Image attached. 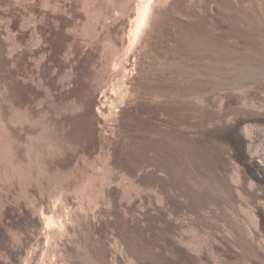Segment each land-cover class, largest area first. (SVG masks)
Listing matches in <instances>:
<instances>
[{
  "label": "rangeland",
  "instance_id": "374dc122",
  "mask_svg": "<svg viewBox=\"0 0 264 264\" xmlns=\"http://www.w3.org/2000/svg\"><path fill=\"white\" fill-rule=\"evenodd\" d=\"M19 1H18L19 5H21L20 3L23 4L22 7H24L25 4L28 5L27 3H30V0H28V1L27 0H21L20 2ZM38 1L40 2V0H34V2H35L34 5H36L35 8H38V5H39ZM53 1H55V0H53ZM53 1H51V2H53ZM56 1L58 3V7H60V6L61 7L59 9H57V13H55V14L50 13L49 14L50 18H48V19H49V21L51 19L50 22H52V23H53V20H52L53 18H58L60 21L61 34H62V35L60 34L61 38H62L61 43L63 44L62 45L63 46L62 52L64 51L63 53H67V52H65V50L67 49L69 44L73 43V40L75 42L73 44L75 46H77L76 47L77 53H78L77 54L78 55V60H77L78 63L77 64H78V69H79L78 81L80 83V84H78L79 86L77 89L78 99L80 97V99H79V102H80L79 110L80 111L78 110V112H77V116H76L77 120L72 119V117L69 113L70 110L69 111L65 110L66 106H68V107L70 106V101H69L70 97L69 96H67V98H66V96H64L65 98L62 97V99L60 97L59 101H58V99H56V101H58V102H60L62 100L60 102L61 104L58 103L59 104L58 105V104H56V101H55L54 103L57 106H55L54 104L53 105L55 107V110H57L58 107H61V110H63V111L65 110V112H63V113H65L64 114L65 118L67 116H69L66 119L73 120V122L76 121V122H74L75 125H74V123L73 124L71 123L70 128H68L69 126L64 127L65 131H62V133H63L64 137H66L67 134L69 137L76 135V137L78 138L79 150H80V152H82L80 154L81 155L83 154V155H82V157L80 156L81 158L79 157L80 160L78 159V165L79 166L77 167L78 170H76L74 175L71 176V175H69V173L67 174V172L70 171L69 169H71V167H70V165H68V163H65V164L62 163L61 164V168H62V169H60L61 171L58 172V170H57V172H56V171L52 170L53 172H50L53 175V177L51 175V178H53L54 181L52 180L51 183L49 184L50 181L48 182L47 180H45V181H47L46 183L44 182L45 187H48L47 189L49 190V195H48V193H46L45 195H47V197L46 196L43 197L44 198L43 200H45V201L50 200L51 201L53 199V197L48 198V196L51 197L53 193H54V195L57 194V192L59 191L58 189H60L57 187L63 182L62 184L65 187L64 189H67V190H64V192L67 193V196L65 195V193H64V195H65V197H67L68 201L70 200L69 203L71 204L70 206L72 208L78 206L77 203H79L81 201L80 204H85L84 208H86L88 206L87 210H86L87 212H89L88 209L90 207H92L93 210L90 208V211H91L90 213H91V215L93 213L95 214L94 217L97 218L96 220L98 222H101V220L106 222V221H108V219L112 215L111 221L109 223L108 222H106L104 224L102 223V226H101L102 236H105L106 239L110 238L109 239V240H111L110 242H112L116 238V237L114 238V236H116L115 234L118 235V232L121 229H123V227H124L123 225H118V223H119L117 221L118 218H122L125 216V221L129 222V223L133 222L134 220H136L138 218L139 221L142 222L141 223L142 225L140 226L142 228L141 232H140L141 234H140V238L138 239V240H140L138 242L142 246L141 247L138 244L141 248V249L139 248V251L142 253H140L138 251V255L141 257L140 258L137 255L140 259V260L138 259L139 260L138 264H174V263L176 264L177 259H179V258L177 256H175L174 248L178 244H181V241L184 240L181 244L182 246L179 245V247L181 246L180 248H184V246L187 247V245H184V244L186 242L187 243L190 242L191 245L196 244V246H198L199 248L204 249L210 243H212L211 242L212 240H215L216 238H217V240H219L221 237H223V235H225L224 231H226V230L232 231L233 233L235 232V234L237 235V236L236 235L235 236L236 237L240 236L239 239H241V242H242V238L244 240V237H245V235H244L245 233H243V232H246V230H251V228H252V224L250 225V223H249V222H251L250 218H249L250 214H248V213L252 212V209L254 208V202H253L252 198L249 197V195L245 192H242V195H241V193L235 194V193H231L230 191H228L229 190L228 186L231 185V183H228L230 181L227 179V176H228V174L230 175V173H232V171L234 169L233 168L234 165L232 164L231 160L227 158L228 156L226 155L228 143L225 140L220 139L218 137V133H217L218 130H220L222 128V123H221L222 119L229 116V114H231V112L233 115H235L234 113L236 111H238V108L236 109V106H238V104H236L238 102V100L237 101L236 100L230 101V100L226 99L227 102L225 100V102H224L225 104H224V106H222L223 109L222 108L221 109L222 110L227 109L229 113L227 112V110H225L226 113L224 115V111L223 112L221 111L222 113H220L219 111L221 109L219 110V108H218V110H217L215 108V107H219L218 102H214L216 105L218 104L217 106H215L214 103H212V104H214V106L212 104H208V103L205 104V102L203 103L202 101H198V99L200 100V98H198L196 95L198 93L200 94V92L202 91L203 92L202 94L205 93L204 96L207 95L206 97H204V99L209 98V100H211V99L213 100V98L216 95L218 96L219 94L223 95V96H224V94L226 96H228V95L230 96V94H233V93H230V92L228 93L229 89H225V90L220 91V90H218L219 89L218 86L229 85L231 83H232L231 85H233L235 83L236 86H238L237 83L238 84L240 82L242 83V81L240 79L241 77H240V75H238V73L236 71V65H234L235 64V62L233 61L234 58L230 57V59H227L225 57L226 52L227 51L232 52L233 49L231 48L230 50H228L229 47L226 46V44L223 45V41H225V38H223L224 35L219 30L218 26L220 23H222V21L224 20L225 17L228 20V22L231 23V25L234 24L233 22L241 23L243 21L242 23H246L245 25H248V23L250 24L251 22H254V20L257 22V18L255 17V15L257 16V14H259V12L257 13L255 11H258V10L261 11V9L264 8V5H263L264 0L262 1L263 2L262 4L260 3L261 2L260 0L252 1L254 3H252L250 0H240V3H239V0L238 1L237 0H227L228 2L226 1L225 3H224L225 0H129V2H127L128 0H56ZM141 1L149 2L152 4V7L154 8L152 13L154 12L156 14L155 15L153 13L154 19L152 18V20H155V22H151L153 25L150 24L151 25L149 27L150 30L146 31L147 34L144 33L142 36L140 35L133 40L131 37L132 34L130 33V24H131V21L133 19L132 18L133 13L135 12L137 5ZM250 2L252 4H254L255 6L252 5ZM18 3L17 4L15 3L14 8H15V10L18 9L20 11L21 6H19ZM60 3H61V5H60ZM232 3H234V4H232ZM237 3H238V5H237ZM246 3L247 4L250 3V4L247 5ZM16 5H18V6H16ZM122 6H123V8H122ZM222 7H224V8H222ZM252 7H254V9ZM256 7H257V9H256ZM259 7H261V8H259ZM152 13L150 16L153 15ZM222 13H223V15H222ZM255 13H257V14H255ZM53 15H54V17H52ZM36 17H35V19H38V17L37 18ZM247 18H249V19H247ZM247 21H249V22H247ZM216 27H218V28H216ZM233 31L234 30H231L232 33L230 32L231 34L229 33V35H231L233 38H235L236 34H234V33H236V32H233ZM254 31L253 32L251 30L247 31L250 33V34L247 33L248 38H250L251 33H252V38L254 37L255 39H258L257 37H259V35H257L258 33H256L258 31L257 30H256V32H254ZM232 34H234V35H232ZM254 34H256L257 36H255ZM221 36H222V38H221ZM231 36H230V38H231ZM130 38H131V40H130ZM176 38L177 39L180 38L179 39L180 44H182V45L179 44V46H178L179 48L178 47L175 48V46H172L170 44V40L176 39ZM212 39H214V40H212ZM182 40H183V43H182ZM213 43L215 46L213 45ZM208 45H210V46H208ZM225 46H226V48H225ZM111 47H113V48L109 51V49ZM103 49H105V50H103ZM161 49L163 50L162 52H161ZM67 51H68V49H67ZM106 52H109V53H106ZM160 52L162 55L160 54ZM180 52H182V53H180ZM102 53H103V55H102ZM112 53H113V55H112ZM125 53L129 54V55H126ZM233 53L234 52H232V54ZM109 54H110V56H109ZM232 54L230 56L233 57ZM208 56H210V57H208ZM209 58L211 61H209ZM133 60H135L136 62ZM227 60H229V61H227ZM120 61L122 62V64ZM211 62L214 63V65L211 64ZM220 62H222V63H220ZM231 62L233 64H231ZM110 63H111V65H110ZM216 64H217V66H216ZM208 65L209 66L212 65V66L209 67ZM221 65H223V66H221ZM161 67H163V68L161 69ZM122 68H125V69L127 68V69L124 71V69H122ZM212 68H213V70H212ZM214 69H216V71ZM194 70L196 71L197 74L196 73L194 74V72H195ZM207 71H208V73H207ZM128 72H130V73H128ZM187 73H189V74H187ZM187 75H188V77H187ZM190 75H191V78H190ZM169 76H171L173 78L171 79V77H169ZM188 78H190V79H188ZM237 78L239 79V81H237L238 80ZM209 83H210V85H209ZM123 84L124 85L126 84V85L124 86ZM188 84H190V85H188ZM240 84H239V86H240ZM117 85H119L118 88L120 89V91L118 90ZM121 85H123L122 86L124 88L123 90L121 88ZM206 85H208V86H206ZM166 86L168 88H166ZM196 86H198V87H196ZM233 86H235V85H233ZM160 87L165 90L164 94H167L165 96L166 97L168 96L167 100L165 99V101H166V107H168L167 109L169 111L165 110L166 112H164L165 115L163 114V116L159 113V110H158V104L159 103L156 102L157 98H156V95L154 94V93H157V90L161 89ZM215 87H216V89H215ZM58 88H59V86H58ZM113 88H114V90H113ZM125 88H126V90H125ZM257 88H259V87H257V86L255 87V92H256L255 95L258 96L262 92H260L261 90L259 91L260 88L258 90H257ZM171 89H173V91L175 89H177V92H179L181 94L177 93L176 90L173 92ZM188 89H189V92L187 91ZM191 89L196 95H194L193 92H191ZM213 89H214V91H213ZM166 90H167V92H166ZM253 90H254V86H253ZM197 91H200V92H197ZM205 91L206 92L209 91V92L206 93ZM54 92H57V90ZM210 92H212V93H210ZM222 92H223V94H222ZM224 92H227V93H224ZM231 92H233V91H231ZM257 92L260 94H258ZM171 93H172L173 97L170 96ZM182 93H184L185 96H184V94L182 96ZM191 93L194 96H192ZM54 94L57 95L58 93L57 94L54 93ZM119 94H120V96H119ZM123 94L125 95V96H123L124 98H122ZM152 95H154V96H152ZM176 95L178 97L177 99H176ZM252 95L251 94L249 95V93L246 94L247 98L252 97ZM103 96H105V97H103ZM55 97L59 98L58 95ZM110 98H111V100H110ZM115 98H117V99H115ZM173 98L176 100H174ZM114 99H115L116 103H115V101L113 102ZM121 99H122V101H121ZM101 100L105 101L104 103H106L107 112H105L104 121H103V119H101V120H99L100 121L99 122V121H97L98 120L97 117H95L96 118L95 119L94 116L97 115L96 106H98V103H100ZM117 100H118V102H117ZM193 100H195V101H193ZM108 101H110V102H108ZM66 102L68 105H66ZM198 102H200V103H198ZM96 103H97V105H96ZM111 103H113V104H111ZM47 104H49V103L47 102ZM227 104H229L230 106H228ZM109 105H111V106L114 105V106L110 107ZM155 105H157V106H155ZM222 105H223V103H222ZM51 106H52V104H51ZM212 106H213V108H212ZM56 107H57V109H56ZM171 108L174 109L175 111L174 110L171 111ZM55 110L52 111V109H51V112H53L55 114ZM154 110H156V111H154ZM66 111L69 113V115L66 114L67 113ZM106 113H108L109 115L107 116ZM92 114H94V115H92ZM236 114H238L240 116V114L238 112H236ZM233 115H232V119L233 118L235 119L237 116L236 115L233 116ZM70 117H71V119H70ZM167 117H168V119H167ZM219 118H222V119H219ZM218 121H220L221 125L217 123ZM167 126H168V128H167ZM171 126H173L172 127L173 129H171ZM160 129H162L164 131L163 136L159 133ZM171 130L175 131L174 133H176V134H174L173 131H171ZM199 132L200 133L202 132L201 134L203 135V137L201 136V134ZM255 132H256V133H254L255 144L257 145V147L259 149H264V126L263 125H257ZM104 133H105V136H104ZM182 133L186 136H183ZM179 134H182V135H179ZM100 136H102V137H100ZM179 136H180V138H179ZM187 136L189 138L190 137H192V138L191 139L186 138ZM194 137H195L196 141H198V142L200 141L201 143L200 142L198 143L195 140H193ZM167 138H168V140H167ZM197 138H198V140H197ZM124 139H125V141H124ZM187 139L191 140V142L192 141L193 142L191 143L189 141V143H185V146H184V140L188 142ZM83 147H84V149H83ZM210 147H212L211 148L212 150L210 149ZM215 147H218L217 149L221 150L222 152L225 150L224 151L225 153L221 152V154H220L223 156V161H222L223 164H222V162H220L219 165L220 164H221V166L223 165V171L226 173L225 174L226 177L225 176L224 177L227 180H225V179L222 180V177L220 176V174H218L219 176L217 175V173H218L217 170L219 171V169H216V171H214L215 168H217V164H218L215 157H214L216 155V153L214 151ZM123 149H125V150H123ZM104 150H106V151H108V153H110L109 164L111 165L112 170L110 172L111 175L108 174V176H111L110 180L112 181V183H114V184H112L109 182V184L113 185V186L112 185L109 186L110 192H111L112 196H115V197H113L115 199V202L112 205L113 207H111L110 209H106L103 207L104 203H103V201H101V199H99L100 195H99V190H98V189H100L98 187H99L100 182H101L100 180L102 179L101 177H103L105 175L103 173L104 170L102 169L103 168L102 167V163H103L102 153L104 152ZM155 151L158 154H156ZM212 151H214V153H215V154L212 153L213 156L211 154ZM85 153L87 154V158H86ZM149 154H151V155H149ZM171 154H173V155H171ZM208 154H209V156H208ZM224 155H225V157H224ZM84 156H85V159H84ZM161 160H163L164 162L166 161L165 163L170 162L169 164L172 166V173L171 174H173V175L169 176L170 178L168 176H166L163 171L162 172L159 171V174H158V171H157L158 167L157 166L159 165L160 162L161 163L163 162ZM211 160L213 161V163ZM214 162H216V164ZM136 163H138V164H136ZM139 164H141V165H139ZM213 165H215L216 167L215 166L213 167ZM67 166H69V168ZM63 167H64V169H63ZM135 167L142 169V170H139L140 171L139 172V171H137V169ZM135 169H136V171L134 172ZM211 169H212V171H211ZM208 170H209V172H211L210 174H209V172L207 173ZM226 171H228V172H226ZM60 172H62V173H60ZM55 173L56 174L58 173V174L56 175ZM161 173L164 174L165 176L161 175ZM64 174H65V176H63ZM124 174H125V176H127V175L128 176L125 178V176H123ZM68 175L70 177H73L74 180L72 178L67 180L65 177L68 178L69 177ZM96 175H97V177H96ZM153 175H156V176H153ZM196 175H198V176H196ZM158 176L164 178V182H165V192L164 193H166V194L168 193L167 195L168 196L170 195L169 197L171 198L170 202H165V201L160 202L158 200L160 205L156 201L157 199H159L157 196L161 193L164 195V193L162 191H160L161 188L157 186L158 183L156 182V178ZM200 176H202V177H200ZM129 177H130V179H127ZM51 178H50V180H51ZM54 178L57 179V181ZM63 178H65V179H63ZM120 178H122V179H120ZM123 178H125V180ZM60 179L62 182H60ZM219 179H221L222 181H219ZM63 180L64 181L66 180L67 182H70V183L64 182ZM87 180H88V183H87ZM90 180H92L91 181L92 183H90ZM142 180H143V182H142ZM122 181L124 182V184ZM137 181H139L138 184H140L139 187L142 190V191L139 190L140 193L139 194L137 193L138 196L136 194L137 191L133 188L134 185H132L133 183L136 184ZM225 181H226V183H225ZM52 182L57 183V185L59 183V185L56 186V184H54ZM146 182H147V184H146ZM221 182L223 184H221ZM33 184L30 186V189L32 188L34 190ZM90 185H91V187L89 188ZM120 185L122 187L125 186V187H123V189L125 188L127 190L126 191L124 189L125 190L124 192H126V193H124L126 195L125 196L126 199L123 201L124 203H122V204L118 203V201H119L118 196H120L123 192L122 191L123 189ZM77 186H78V188H77ZM82 186H85V187H82ZM244 186L247 188L248 185L246 184ZM80 187H81V189H80ZM16 188L13 187L10 190L9 189L8 190H6V189L0 190V193L2 192V195L0 194V206L2 208V209L0 208V218H1L0 219V255L2 252V255L0 256V264H11L13 262L12 261L13 257L11 258V256L14 255V251L18 250V248L16 246V245H18V243L14 244L16 246V248L13 247V250H12L11 247L13 245L11 243H9V241H8L9 244L7 243L8 245H6L7 241L6 242L3 241V240H5V238L3 239V237H5L7 234L6 230L8 228L10 230H12V229H15V227H18V225L20 224L19 219L22 218V216L19 212L20 211V208H19L20 203L19 202L22 203L23 200H21L20 194H17V192L19 190H18V188L17 189ZM145 188L148 190H145ZM75 189H77V191ZM119 189H121V191H122L121 193H120ZM153 189H154V191H152ZM16 190H18V191H16ZM82 190H84V191H82ZM15 191H16V193H15ZM96 191H97L98 195H97ZM116 191H117V193H116ZM81 194H83V196ZM232 194H234V195H232ZM163 195H161V196H163ZM56 196H54V198H56ZM18 197H19V199H18ZM95 197H97V199ZM46 198H47V200H46ZM92 198L96 202L99 199L98 203L100 202L101 205L98 204V205H100V206H98V208L96 206L97 205L96 202L94 203ZM173 198H175V199H173ZM89 199H91L90 201H92V202H88ZM139 199L141 201H139ZM17 200L18 201L20 200V201L18 202ZM126 200H128L129 203L125 208V205H126L125 201ZM180 202H181V204H180ZM18 203H19V205H18ZM90 203H92V204H90ZM171 205L173 207H171ZM176 205H177V207H176ZM93 206H95V208ZM159 206H161L164 209L163 210L164 213L159 211V209H160V208H158ZM207 207H209V208H207ZM122 208H125L124 212L122 211ZM166 208H168V209H166ZM156 209H157V211H156ZM73 211H75V210H73ZM84 211H85V209H84ZM92 211H93V213H92ZM167 212L169 215H167ZM76 213H77V210H76L75 214ZM1 215H3L4 217ZM117 215H119V216H117ZM122 215H124V216H122ZM170 215H173V216H171V218H170ZM161 216H163L166 219H164ZM168 217H169V219H168L169 221L167 220ZM176 219H177V221L179 220L178 223H177ZM75 221L73 220V223H74L73 226L75 225L74 226V229H75L76 225H77V228L74 231L76 237L83 244H87L88 241L90 242V240L93 238L92 234L91 233L89 234L88 231H86L84 229L85 228L83 226L84 223L79 222L80 224L82 223L79 226L78 225L79 223L77 222L78 224H76ZM165 221H166V223H165ZM170 221L176 222V225L174 222L175 227L173 226V224H170L171 223ZM113 222H114V224H113ZM183 222H185V223H183ZM116 225H117V227L120 228V230H119V228L117 229V227H115ZM6 226H7V229H6ZM13 226H14V228H12ZM235 226L236 227L238 226V227L236 228ZM246 227H247V229H246ZM20 228H21V226H20ZM20 228L19 229L16 228V230L20 231ZM126 229L129 230L128 225H125L124 229L122 230L123 233L125 232L124 234L127 235V239L131 238V239H129V241L131 242L133 240L132 242L134 243L136 240H134L133 236H131L132 234L130 233V230L127 231ZM81 230L82 231L85 230V231L82 232ZM115 232H117V233H115ZM3 233H4V236H3ZM179 239L181 240L180 243L178 241ZM2 241L5 242V244ZM174 242H176V243H174ZM22 244L23 243H21V244L19 243V245H18V246H20L21 249H22V247H24L23 246L24 244L23 245ZM9 245H12V246H9ZM14 249H16V250H14ZM68 251H69V253H70V251L73 253V254L71 253L73 256V257L71 256L72 257L71 263L80 264L81 258L83 257V256H81L82 253L79 252L81 250H79L78 253L74 252L75 249L74 250L70 249ZM47 252L48 251H46V247L43 246V244H42L41 249L36 256V260L38 262H44V263H47L49 260L51 261L53 258V255L50 254L49 252L48 253ZM129 253L131 254V252L123 254L122 258L124 255L126 257H128V255H130ZM9 254H10V256H9L10 258H8V256H7ZM125 256H124V258H125ZM6 257H7V260H6ZM15 258H16V256H15ZM69 260H71V258ZM79 260H80V262H79ZM120 264H128L126 261V258H125V261H121Z\"/></svg>",
  "mask_w": 264,
  "mask_h": 264
},
{
  "label": "bare ground",
  "instance_id": "6f19581e",
  "mask_svg": "<svg viewBox=\"0 0 264 264\" xmlns=\"http://www.w3.org/2000/svg\"><path fill=\"white\" fill-rule=\"evenodd\" d=\"M18 1L19 0H0V190H5V189L10 190L13 187H15V188L17 187L19 190V191L16 190L19 192V193L17 192V194H20V198H21V200H23L22 203L19 202L20 200L19 201L17 200L20 203V205L18 203L19 208H20V211L19 210L18 211L20 212V214L22 216V218L19 219L21 225L19 224L18 227H15V229H12V230H10L9 228L7 229V226H6L7 234L5 237H3L4 236V233H3V236H2L3 239L5 238V240H3V239L2 240L5 242L7 241L6 245H8L9 243H11L13 245V246L9 245V246H12L11 247L12 250H13V247L16 248V246H17V248H18L17 251H14V255L11 256V258L13 257V259H12L13 262L11 264H73V263H71L73 253L71 251L69 253V251H68L70 249L71 250L75 249L74 252H77V253L79 250H81L79 252L82 253L81 256H83V257L82 258L80 257L81 258V262L79 260L80 264H88V263L89 264H120L121 261H125V258H126V261L128 264H138V261L140 260L139 259L140 256L138 255V251H139V248L141 246L140 243L138 242L140 240H138V239L140 238V234H141L140 232L142 229L140 227L142 225L141 224L142 222H140L138 218L136 220H134L133 222L129 223V222L125 221V216L122 215L124 217L118 218V220H117L119 222L118 225H123L124 227H125V225L129 226L130 233L132 234L131 236H133L134 240H136L134 243L132 242L133 240L131 242L129 241V239H131V238L127 239V235L124 234L125 232L123 233L122 230L124 229V227H123V229L120 230V228L117 227V225L115 227H117V229L119 228L120 231L119 232L117 231L118 235L115 234L116 236H114V238L115 237L116 238L112 242H110L111 241V240H109L110 238L106 239L105 236H102L101 226H102V223L103 224L106 222L109 223L111 221L112 215L110 216L108 221L104 222L103 220H101V222H98L96 220L97 218L94 217L95 214L93 213V211H92V213L94 215L93 214L91 215V213H90L91 212L90 208L92 209V207H90L88 209L89 212H87L86 210H87L88 206L86 208H84L85 204H80L81 201L79 203H77V205H78V206H76L77 208L76 207L72 208L70 206L71 204L69 203L70 200L68 201L67 197H65V195L67 196V193H65L64 190H67V189H64L65 187L62 184L63 182L61 181V179H60V182H62L61 183L62 185L61 184L59 185V183H58V185L60 187L57 185V183L52 182V183L56 184V186H58L57 188H60V189H58L59 191L57 192V194L54 195V193H53L51 197L48 196V198L53 197L54 200L53 199L51 201L50 200H48V201L43 200L44 199L43 197H45V196L47 197V195H45L46 193H48V195H49V190L47 189L48 187H45V183L47 181L48 182L50 181L49 182V184H50L51 181L53 180V178H51L52 174L50 172H53L52 170H54L56 172L58 170V172H59V171H61L60 169H62L61 164L62 163H64V164L68 163V165H70V167H71V169H69L71 172L69 171V172H67V174L69 173V175H71V176L74 175L76 170H78V168H77L79 166L78 165V159L80 156L82 157V155H83V154L82 155L80 154L82 152H80V150H79V143H78V138L76 137V135L69 137L67 134L68 137L66 135H65L66 137H64V135L62 133V131H65L64 127L69 126L68 128H70L71 123L73 124L74 122H76V121L73 122V120H77L76 116H77V112L80 108V102H79L80 97L78 99V96H77V94H78L77 89L79 86L78 84H80L78 81V77H79V72H78L79 69H78V64H77L78 63L77 62V60H78L77 54L78 53H77V48H76L77 46H75L73 44V43H75L74 40H73L72 44L68 45V47H69V48L67 47L68 51H67V49L65 50L63 48L65 50V52H67V53H63L64 51L62 52V47H63L62 45L63 44L61 43V41H62L61 35L62 34H61L60 21L58 18H53L52 19L53 23H52V22H50L51 19H50V21L48 19V18H50L49 17L50 13H52V14L57 13V9H59L61 7L60 6L61 3L59 5L60 7H58V3L56 0L55 1H53V0H40V2L38 1L39 2L38 8H35L36 5H34V3H35L34 0H30V3H27L25 1L28 5L25 4L24 7H22V5H23L22 3H20L21 5H19ZM51 1H53V2H51ZM226 1L227 0H225L224 3ZM250 1L252 2L254 0H250ZM260 1H261L260 2L261 4L264 2L263 0H260ZM127 2H129V0ZM15 3L16 4L18 3V5L21 6L20 11L17 8L16 9L18 11L15 10V8H14ZM239 3H240V0H239ZM252 3H254V2H252ZM232 4H234V3H232ZM249 4H247V5H249ZM18 5H16V6H18ZM237 5H238V3H237ZM252 5H254V4H252ZM122 8H123V6H122ZM222 8H224V7H222ZM252 8L254 9V7H252ZM259 8H261V7H259ZM153 9L154 8L152 7V4L149 2L141 1L137 5L136 10L133 13V17H132L133 19H132L131 24H130V33L132 34L131 37L133 40L140 35L142 36L144 33L147 34L146 31L150 30L149 27L151 26L150 24H152L151 22H155V20H152V18L154 19L153 16L155 14L154 12H153L154 14L152 13ZM256 9H257V7H256ZM255 12H257V13L259 12V14L255 13V14H257V16L254 14L255 17L257 18V22L254 20V22H251L250 24L248 23V25H245L246 23H242L243 21L242 22L240 21L241 23H235L232 21L234 24L231 25V23L228 22V20L225 17L224 20L222 21V23H220L218 26L219 30L224 35L223 38H225V41H223V45L226 44V46L229 47L228 50H230L231 48L233 49L232 52H234V53L232 54V52L227 51L225 57L227 59H230V57L234 58L233 61L235 62L234 65H236V71H237L238 75H240V77H241L240 79L242 81V83L240 82L241 84L239 83L240 86L238 83H237V85L239 87L236 86L235 83L233 85H235L236 87L231 85L232 83L229 85H221L220 84L221 86H218V88H219L218 90L221 91V90L229 89L228 93L230 92L233 94H230V96L229 95L226 96L225 94L223 96V95L219 94L218 96L216 95L217 97L215 96L213 98V100L211 99L212 101L209 100V98L204 99V97H206L207 95L204 96L205 93L202 94L203 92L201 90H200L201 92L197 91V92H200V94L198 93L196 95L191 89V92H193L194 95H196L198 98H200V100L198 99V101H202L203 103L205 102V104L206 103L212 104L214 102H218L219 105L218 104L217 105L219 107H215L217 110H218V108L220 110L222 108V106H224V104H225L224 102L226 99L230 100V101H232V100L237 101L238 100L237 103L235 102L236 104H238V106H236V109L238 108V111H236V112H238L240 114V116L238 114H236V112H235L234 114L237 117L235 119L234 118L232 119L233 114L231 112L232 115L229 114V116H227L223 119L219 118V119H222V121L220 120L222 123V128L220 130H218L217 133H218V137L220 139L225 140L228 143L226 155L228 156L227 158L230 159L232 164L234 165V167H233L234 169H233L232 173H230V175L228 174V176H227V179L230 181L228 183H231V185L228 184L229 190L228 189L227 190L230 191L231 193H235V194L241 193V195H242V192H245L249 195V197L252 198V200L254 202V208L252 209V212L248 213V214H250L249 218H250L251 222H249V223H250V225L252 224V228H251V230H246V232H243V233H245L244 234L245 237H244V240L242 238V242H241V239H239L240 236L236 237L237 235L235 234V232L233 233L232 231L225 229L226 231H224L225 235H223V237H221L219 240H217V238L215 240H212L211 241L212 243H210L204 249L199 248L198 246H196V244L191 245L190 242L189 243L186 242L187 244L186 243L184 244V245H187V247L184 246V248H180L182 246L181 244L184 240L181 241L179 239L178 241H179V243L181 241V244H178V245L176 244L177 246L174 248V254H175V256H177L179 258V259H177L176 264H264V149H259L257 147V145L255 144V137H254V133H256L255 132L256 126L257 125H263L264 126V8L261 9V11L258 10ZM151 13L153 14L152 16H150ZM222 15H223V13H222ZM36 16L38 17V19H35ZM52 17H54V15ZM249 18H247V19H249ZM249 21H247V22H249ZM218 27H216V28H218ZM231 30H234L233 32H236V33H234V34H236L235 38H233L231 35H229ZM248 30L249 31L251 30L252 32L254 30H255L254 32H256V30H257L258 32H256V33H258L257 35H259V37H257L258 39H255L254 37L252 38V33L250 36L251 39L248 38L247 33L250 34L249 32H247ZM234 34H232V35H234ZM254 35L257 36L256 34H254ZM230 36H231V38H230ZM221 38H222V36H221ZM179 39L180 38L170 40V44L172 46H175V48L178 47L180 44ZM130 40H131V38H130ZM212 40H214V39H212ZM182 43H183V40H182ZM180 45H182V44H180ZM213 45H214V43H213ZM208 46H210V45H208ZM226 46H225V48H226ZM112 48L113 47H111L109 49V51ZM103 50H105V49H103ZM162 51L163 50L161 49V52ZM161 52H160V54H161ZM106 53H109V52H106ZM180 53H182V52H180ZM230 53L233 55V57L230 56L231 55ZM102 55H103V53H102ZM112 55H113V53H112ZM126 55H129V54H126ZM109 56H110V54H109ZM208 57H210V56H208ZM133 61H135V60H133ZM209 61H211L210 58H209ZM227 61H229V60H227ZM220 63H222V62H220ZM121 64H122V62H121ZM211 64L214 65V63H212V62H211ZM231 64H233V63L231 62ZM110 65H111V63H110ZM210 66H212V65H210ZM216 66H217V64H216ZM221 66H223V65H221ZM163 67H161V69ZM122 69H124V71L126 70L125 68H122ZM212 70H213V68H212ZM214 70L216 71V69H214ZM128 73H130V72H128ZM195 73H196V71L194 72V74ZM207 73H208V71H207ZM187 74H189V73H187ZM169 77H171V76H169ZM187 77H188V75H187ZM172 78L173 77H171V79ZM190 78H191V75H190ZM190 78H188V79H190ZM237 81H239V79ZM123 85H121L122 90L124 89L122 87ZM188 85H190V84H188ZM209 85H210V83H209ZM58 86L60 89L58 88ZM118 86L119 85H117V88H118ZM167 86H166V88H168ZM206 86H208V85H206ZM253 86H254V90H253ZM256 86L260 88V89L257 88V90L258 89H259V91L261 90L260 92H262L263 94L262 93L260 94L257 92L260 95H258V96L255 95V93H256L255 87ZM196 87H198V86H196ZM215 89H216V87H215ZM56 90H57V92H54ZM113 90H114V88H113ZM118 90L120 91L119 88H118ZM125 90H126V88H125ZM171 90L173 91V89H171ZM175 90L177 92V89H175ZM230 90L233 92H231ZM187 91L189 92V89ZM213 91H214V89H213ZM53 92L56 94L58 93L57 95L59 96V98L55 97L57 95H55ZM166 92H167V90H166ZM208 92H206V93H208ZM164 93H165V90L163 88L157 90V93H154L156 95V98H157V101L156 100L155 101L157 103H159L158 104L159 113L162 116H163L164 112H166L165 110L169 111L167 109L168 107H166V101H165V99L167 100L168 96L166 97L165 95H167V94H164ZM177 93H179V92H177ZM210 93H212V92H210ZM224 93H227V92H224ZM248 93H249V95L253 94L252 97L247 98L246 94H248ZM179 94H181V93H179ZM183 94L184 93H182V96H183ZM193 94L191 93L192 96H194ZM222 94H223V92H222ZM64 96H66V98H67V96L70 97V100L68 99L70 101V106L69 107L66 106V109L64 108L65 106L63 108L65 110H68V111L70 110L69 113H70L73 120L66 119L69 116H67L65 118V115H64L65 113H63V112H65V110L64 111L61 110V107H58V109L56 107L57 110H55L54 105L57 106L56 104H58L62 101L61 100L60 102H58L60 97L62 99V97H64ZM119 96H120V94H119ZM123 96H125V95L123 94L122 98H124ZM152 96H154V95H152ZM170 96L173 97L172 93L170 94ZM184 96H185V94H184ZM103 97H105V96H103ZM177 98L178 97L176 95V99ZM56 99H58V101H56ZM115 99H117V98H115ZM115 99L113 100V102L115 101ZM176 99H174V100H176ZM104 100L103 101L101 100L100 103H98V106H96L97 115L94 116V118L97 117V119H98L97 121H99L101 119H103V121H104L105 112H107L106 103H104L106 100L105 101ZM110 100H111V98H110ZM227 100H226V102H227ZM55 101H56V104L54 103ZM121 101H122V99H121ZM193 101H195V100H193ZM47 102L49 104H47ZM108 102H110V101H108ZM117 102H118V100H117ZM115 103H116V101H115ZM198 103H200V102H198ZM222 103H223V105H222ZM51 104H52V106H51ZM111 104H113V103H111ZM214 104H212V105L214 106ZM66 105H68L67 102H66ZM96 105H97V103H96ZM217 105L215 104V106H217ZM227 105L230 106L229 104H227ZM109 106L112 107L114 105H112V106L109 105ZM155 106H157V105H155ZM213 106H212V108H213ZM51 109H52V111L55 110V114L53 112H51ZM222 109L219 112L222 113L224 111V115H225V113H226L225 110H227V109H224V110H222ZM172 110H174V109L171 108V111ZM154 111H156V110H154ZM227 112H228V110H227ZM69 113L67 112L66 114L69 115ZM108 113H106L107 116L109 115ZM92 115H94V114H92ZM235 115H233V116H235ZM71 117H70V119H71ZM167 119H168V117H167ZM220 121H218L217 123L220 124ZM74 125H75V123H74ZM172 127L173 126H171V129H173ZM167 128H168V126H167ZM171 131H173V130H171ZM174 132L175 131H173V133ZM159 133L163 136L164 131L162 129H160ZM174 134H176V133H174ZM182 134H179V135H182ZM104 136H105V133H104ZM183 136H186V135L183 134ZM201 136L203 137L202 134H201ZM100 137H102V136H100ZM179 138H180V136H179ZM186 138H189V137L187 136ZM191 138L192 137H190L189 139H191ZM167 140H168V138H167ZM193 140H195V137ZM197 140H198V138H197ZM124 141H125V139H124ZM189 141L191 142V140H188V142L184 140V146H185V143H189ZM196 142H198V141H196ZM84 147H83V149H84ZM211 148L212 147H210V149ZM217 148L218 147L214 148L215 149L214 151L216 153V155L214 157H215L218 164H217V168H215L214 171H216V169H219V171L217 170V172H218L217 175L220 174V176L222 177V180H224L226 177L225 176L226 173L223 171V165L222 166H221V164L219 165V163L223 161V156L220 155L222 151L218 150ZM123 150H125V149H123ZM214 151H212L211 154L214 153ZM155 153H156V151H155ZM156 154H158V153H156ZM149 155H151V154H149ZM171 155H173V154H171ZM208 156H209V154H208ZM212 156H213V154H212ZM102 157H103L102 158L103 159L102 160L103 161V163H102L103 168L102 169L104 170L103 173L105 175L102 173L104 176L102 175L103 176V177H101L102 179L100 178L101 182L99 181L100 185H101V186L99 185V187H98V188H100V189H98L99 195H100L99 199H101V201H103V203H104L103 207L104 208L110 209L111 207H113L112 205L115 202V199L113 198L115 196H112L110 189H109V186L114 184L110 180L111 176H108V174H110V172L112 170V167L109 164L110 153H108V151L104 150V152L102 153ZM224 157H225V155H224ZM86 158H87V154H86ZM84 159H85V156H84ZM161 161H163V160H161ZM163 162L162 163L160 162L159 165L157 166L158 167V169H157L158 174H159V171H161V172L163 171L165 173V175L168 177L170 175H173V174H171L172 173V166L169 164L170 162L169 163H165L166 161L164 163ZM212 163H213V161H212ZM214 163L216 164V162H214ZM136 164H138V163H136ZM222 164H223V162H222ZM139 165H141V164H139ZM214 166L215 165H213V167ZM64 167H63V169H64ZM67 167L69 168V166H67ZM136 169H137V171L142 170L139 168H136ZM136 169L134 170V172L136 171ZM211 171H212V169H211ZM208 172H209V170L207 171V173ZM226 172H228V171H226ZM60 173H62V172H60ZM210 173L211 172H209V174ZM161 175L165 176L162 173H161ZM63 176H65V174ZM123 176H125V174ZM127 176H125V178ZM153 176H156V175H153ZM196 176H198V175H196ZM52 177H53V175H52ZM69 177L68 178L65 177V178L67 180H69L71 178L73 179V177H70V178ZM96 177H97V175H96ZM200 177H202V176H200ZM50 178H51V180H50ZM65 178H63V179H65ZM125 178H123V179L125 180ZM120 179H122V178H120ZM127 179H130V177ZM227 179H225V180H227ZM45 180H47V181H45ZM55 180L57 181V179H55ZM222 180L219 179V181H222ZM91 181L92 180H90V183H92ZM64 182H67V181L65 180ZM109 182L112 184H109ZM138 182L139 181H137L136 184H134V183L132 184V185H134L133 188L137 191L136 194L137 193L139 194L140 193L139 190H141L139 187L140 184H138ZM142 182H143V180H142ZM156 182L158 183L157 186L161 188L160 191H162L164 193L165 192L164 178L158 176L156 178ZM31 183L32 184L34 183L33 184L34 190L32 188L30 189V186L32 185ZM67 183H70V182H67ZM87 183H88V180H87ZM225 183H226V181H225ZM123 184H124V182H123ZM146 184H147V182H146ZM221 184H223V183L221 182ZM246 184L249 187L247 186V188H246L244 186ZM91 185L89 186V188L91 187ZM82 187H85V186H82ZM123 187H125V186H123ZM123 187H122V189H123ZM77 188H78V186H77ZM80 189H81V187H80ZM124 189L122 190L123 192L121 191V189H119L120 193L122 192V194L120 196H118L119 197L118 203H120V204L124 203L123 201L126 199V197H125L126 195L124 194V193H126V192H124L126 189L125 190ZM75 190L77 191V189H75ZM145 190H148V189L145 188ZM16 191H15V193H16ZM82 191H84V190H82ZM97 191H96V193H97ZM152 191H154V189ZM64 193H65V195H64ZM116 193H117V191H116ZM0 194L2 195V192ZM138 194H137V196H138ZM167 194L166 193H164V195L162 193L159 194L157 196L159 199L156 198L157 203H159L158 200L160 202H162V201L170 202V200H171V198L169 197L170 195L168 196ZM81 195L83 196V194H81ZM97 195H98V193H97ZM161 195H163V196H161ZM232 195H234V194H232ZM54 196H56V198H54ZM95 198L97 199V197H95ZM18 199H19V197H18ZM140 199H139V201L142 200V199L141 200ZM173 199H175V198H173ZM46 200H47V198H46ZM90 200L91 199H89L88 202H92ZM92 200H93V198H92ZM98 200H97V202L95 200H93L94 203L96 202L97 208H98V206L101 205L100 202L98 203ZM126 201H125V204H126L125 208L129 203L128 200H126ZM90 204H92V203H90ZM98 204H100V205H98ZM180 204H181V202H180ZM159 205H160V203H159ZM177 205H176V207H177ZM161 206H159L158 208H160L159 209L160 212H163L164 209ZM93 207L95 208V206H93ZM171 207H173V206L171 205ZM0 208H1V206H0ZM125 208H122L123 212L125 211ZM207 208H209V207H207ZM84 209H85V211H84ZM166 209H168V208H166ZM73 210H75V211H73ZM76 210H77V213L75 214ZM156 211H157V209H156ZM168 212H167V215H169ZM1 216H3V215H1ZM117 216H119V215H117ZM171 216H173V215H170V218H171ZM161 217H163V216H161ZM164 219H166V218H164ZM168 219H169V217L167 218V220ZM73 220L74 221L76 220L75 221L76 224H78L79 222L84 223V225H83L85 227L84 229L86 231H88L89 234L91 233L93 236V238L91 237L92 239L90 240V242L88 241L87 244H83L82 242L79 241V239L76 237V235L74 233L75 229L77 228V225H76V228L74 229L75 225L73 226V224H74ZM176 221H177V219H176ZM178 221H177V223H178ZM174 222H171L170 224H173V226H174ZM165 223H166V221H165ZM183 223H185V222H183ZM81 224L79 223L78 225L80 226ZM113 224H114V222H113ZM175 225H176V222H175ZM20 226H21V228H20ZM12 228H14V226ZM16 228L17 229L20 228V231L19 230L17 231ZM246 229H247V227H246ZM85 230H83V231H85ZM129 230H127V231H129ZM117 232H115V233H117ZM8 241H9V243H8ZM5 242H3V243L5 244ZM176 242H174V243H176ZM15 243H18V245H19V243L20 244L23 243L24 245L23 244L22 245L24 247H22V249H21L20 246H18V245L15 246L14 245ZM42 244H43V246L46 247V251H48L50 254L53 255L52 260L51 261L49 260L47 263L38 262L36 260V256H37L38 252L40 251ZM179 245H181V246L179 247ZM14 250H16V249H14ZM128 252H131V254L130 253H129L130 255L127 254L128 257H126L124 255L125 258L123 256V258H124L123 259L122 255L126 254ZM140 253H142V252H140ZM1 255H2V252H1ZM7 256H8V258H10L9 257L10 254ZM15 256H16V258H15ZM68 256L71 258V260H69L70 258ZM6 260H7V257H6Z\"/></svg>",
  "mask_w": 264,
  "mask_h": 264
}]
</instances>
